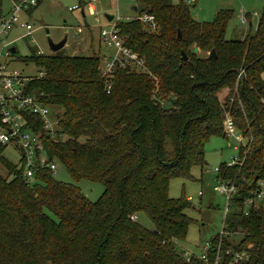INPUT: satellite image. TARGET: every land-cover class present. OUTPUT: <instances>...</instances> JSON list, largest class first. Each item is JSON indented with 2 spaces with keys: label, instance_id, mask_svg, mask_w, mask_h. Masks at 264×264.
Returning <instances> with one entry per match:
<instances>
[{
  "label": "trees",
  "instance_id": "trees-1",
  "mask_svg": "<svg viewBox=\"0 0 264 264\" xmlns=\"http://www.w3.org/2000/svg\"><path fill=\"white\" fill-rule=\"evenodd\" d=\"M137 1L156 27L138 18L117 21L116 27L145 68L116 67L109 91L97 54L58 50L20 58L43 72L33 76L30 89L61 108L59 137L35 127L49 159L60 162L75 182L99 181L104 190L91 202L78 186L45 169L26 181L0 145V164L8 174L0 175V264H204L186 263L176 246L194 220L184 212L189 199L169 197L168 183L192 178L190 169L206 164L205 143L211 136L226 137L227 118L247 142L239 148V163H223L216 171L236 188L222 223L227 237L221 263L243 249L250 253L244 264H263L264 205L245 214L242 201L264 180V2L255 30L227 40L228 12L204 24L181 3ZM194 47L207 55L214 49L216 58L199 56ZM139 213L153 229L137 221ZM235 233L241 239L231 244L227 238Z\"/></svg>",
  "mask_w": 264,
  "mask_h": 264
},
{
  "label": "rangeland",
  "instance_id": "rangeland-1",
  "mask_svg": "<svg viewBox=\"0 0 264 264\" xmlns=\"http://www.w3.org/2000/svg\"><path fill=\"white\" fill-rule=\"evenodd\" d=\"M171 4H183L188 7L190 15L198 22L208 24L214 21L218 12H228L230 17L225 29L227 40L242 39L247 32H253L256 28L259 16L263 8V0H168ZM89 0H38L37 6L31 14L20 12L21 21L31 25L30 36H22L23 29L13 28L8 35L9 41L14 40L16 48L14 60L10 66L22 72L25 76H36L41 71L39 66L32 62H23L20 58L29 55L31 52L50 54L49 40L57 43L66 38V45L60 50L73 56H92L97 54L100 57L99 65H103V54L107 59L111 58L114 50L106 46L100 39V29L116 21L125 22L143 15L138 8L137 0H96L91 2L94 5L93 14L89 13ZM2 13L7 14L10 9L9 0H1ZM78 6L76 9L72 7ZM83 10L84 16L81 13ZM106 15L113 16L111 21ZM251 19V25L243 24L242 17ZM78 28L82 32H78ZM15 38V39H14ZM17 38V39H16ZM103 52V53H102ZM198 52L199 56L207 55L205 52ZM99 67V66H98ZM264 79V71L262 72ZM226 91L219 96L222 99ZM61 111V108H51L50 118L53 120V113ZM246 139L237 132L230 134V137L211 136L204 146L205 165L200 168L193 166L190 169L192 178H173L168 183V195L177 199L180 197L190 198V206L184 212L194 220L188 228L185 239L176 241L179 251L188 250L198 253L204 242L215 237L222 229L223 210L226 205V197L215 189L219 184L216 180L215 169L225 163L231 164L241 146H245ZM235 146L237 148H235ZM2 155L4 159L12 164L21 167V154L15 143L2 144ZM56 165L55 179L61 182L73 183L79 187L86 198L94 202L102 194L104 188L99 181L81 179L76 181L67 172L64 166L54 161ZM0 175L8 177L7 171L0 164ZM52 218V214H49ZM137 221L147 229H153L152 222L143 214H137ZM241 233L231 234L227 241L231 244L241 239ZM264 264V255H263Z\"/></svg>",
  "mask_w": 264,
  "mask_h": 264
},
{
  "label": "built area",
  "instance_id": "built-area-1",
  "mask_svg": "<svg viewBox=\"0 0 264 264\" xmlns=\"http://www.w3.org/2000/svg\"><path fill=\"white\" fill-rule=\"evenodd\" d=\"M10 9L7 14L2 13L0 0V145L9 142L15 143L21 154L22 177L27 181L41 169L51 171L55 175V159H49L43 140L41 139L36 125L50 138L59 137L58 117L56 111L51 120V106L44 103L39 95H36L29 87V82L33 76H25L22 72L10 66L12 61L10 47L13 42L7 40L9 32L16 26L23 29L25 33L17 37L30 36L31 25L20 20L19 13L25 12L30 6L37 4L38 0H9ZM89 0L88 7L91 2ZM194 0H187L193 2ZM78 6L72 7L76 9ZM138 19L154 29L156 23L154 17L149 14L138 16ZM241 22L246 23L245 17ZM117 22V21H116ZM116 22L110 23L107 28L100 29V39L108 47L113 48L114 53L111 58L103 56V65L101 66V76L104 78V86L107 91L111 88V78L116 67L129 66L135 69H144V60L136 52L124 45V39L119 34ZM81 31L80 28L77 30ZM16 38V39H17ZM43 75L39 72L37 77ZM226 137L235 132V129L229 118L226 120ZM235 148H237L235 146ZM240 159L236 156L231 164L239 163ZM231 164H227L228 166ZM216 171L218 169H215ZM219 183L215 189L223 194L227 201L223 210V219L228 213V201L235 193V185L232 181L216 179ZM190 199V198H188ZM243 212L246 214L251 208H257L264 205V180L257 182V187L253 189L242 201ZM227 233L223 228L210 240L204 242L198 253L188 250H182V257L186 263L193 259L201 260L204 264H244L250 258L247 250L232 251V256L226 262L221 263V247L223 237ZM231 250H225L229 254Z\"/></svg>",
  "mask_w": 264,
  "mask_h": 264
},
{
  "label": "water",
  "instance_id": "water-1",
  "mask_svg": "<svg viewBox=\"0 0 264 264\" xmlns=\"http://www.w3.org/2000/svg\"><path fill=\"white\" fill-rule=\"evenodd\" d=\"M136 8L137 7L135 6L134 9H136ZM81 13L83 15V10H81ZM105 17H106V19L108 21H111L113 19V16H111V15H106ZM177 35L179 36V31H178ZM65 43H66V38H63L62 40H60L57 43H53V42H51L49 40V42H48L49 49H50L51 52H56V51L60 50L61 48H63L64 45H65ZM9 49H10V52H12V53L15 51V47L14 46L10 47ZM193 50H194V52H197L198 49H197V47H194ZM182 58L183 59H186V56L183 54L182 55ZM207 58L208 59H214V58H216V53H215V50L214 49H211L210 50V52L207 55ZM170 100H171V102H173V99L172 98Z\"/></svg>",
  "mask_w": 264,
  "mask_h": 264
},
{
  "label": "crops",
  "instance_id": "crops-1",
  "mask_svg": "<svg viewBox=\"0 0 264 264\" xmlns=\"http://www.w3.org/2000/svg\"><path fill=\"white\" fill-rule=\"evenodd\" d=\"M89 8V13L90 14H93V12H94V5H91L90 7H88ZM83 16H84V13H83ZM248 17H250V16H248ZM248 17H246L245 16V19H246V23L245 24H249V25H251V19L250 18H248ZM26 22V21H25ZM27 23V22H26ZM18 26H16L15 28H17ZM20 29V28H19ZM80 32H82V30L80 31ZM15 39V38H14ZM66 45V44H65ZM64 45V46H65ZM40 53V52H39ZM103 53V52H102ZM74 55H76V54H74ZM103 56H105L104 54H103Z\"/></svg>",
  "mask_w": 264,
  "mask_h": 264
}]
</instances>
